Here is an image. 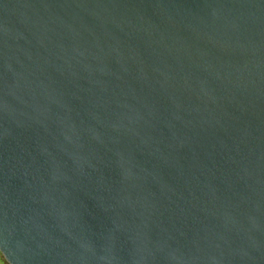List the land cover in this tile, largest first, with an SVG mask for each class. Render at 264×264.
<instances>
[{
	"label": "water",
	"instance_id": "1",
	"mask_svg": "<svg viewBox=\"0 0 264 264\" xmlns=\"http://www.w3.org/2000/svg\"><path fill=\"white\" fill-rule=\"evenodd\" d=\"M7 264H264V0H0Z\"/></svg>",
	"mask_w": 264,
	"mask_h": 264
},
{
	"label": "rangeland",
	"instance_id": "2",
	"mask_svg": "<svg viewBox=\"0 0 264 264\" xmlns=\"http://www.w3.org/2000/svg\"><path fill=\"white\" fill-rule=\"evenodd\" d=\"M0 264H6L2 258V256L0 255Z\"/></svg>",
	"mask_w": 264,
	"mask_h": 264
},
{
	"label": "trees",
	"instance_id": "3",
	"mask_svg": "<svg viewBox=\"0 0 264 264\" xmlns=\"http://www.w3.org/2000/svg\"><path fill=\"white\" fill-rule=\"evenodd\" d=\"M5 262V261H4ZM6 263V262H5ZM7 264V263H6Z\"/></svg>",
	"mask_w": 264,
	"mask_h": 264
}]
</instances>
